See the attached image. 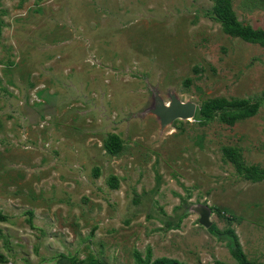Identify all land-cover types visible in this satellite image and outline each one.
<instances>
[{"label": "rangeland", "instance_id": "1", "mask_svg": "<svg viewBox=\"0 0 264 264\" xmlns=\"http://www.w3.org/2000/svg\"><path fill=\"white\" fill-rule=\"evenodd\" d=\"M214 3L0 0V264H136L149 250L152 262L236 264L189 211L197 204L264 263V181L244 179L223 151L264 169V102L234 126L195 117L161 131L143 114L150 86L198 110L264 98V47L227 35ZM233 9L264 30V0ZM111 135L119 155L105 149Z\"/></svg>", "mask_w": 264, "mask_h": 264}, {"label": "trees", "instance_id": "2", "mask_svg": "<svg viewBox=\"0 0 264 264\" xmlns=\"http://www.w3.org/2000/svg\"><path fill=\"white\" fill-rule=\"evenodd\" d=\"M214 6L212 8L214 19L221 23L223 31L235 38L243 39L248 43L258 44L264 47V30L254 28L252 25L244 24L239 21L236 12L233 9V0H214ZM2 35V22L0 20V37ZM264 96V92H263ZM264 98L255 100L251 99H239L232 98L227 100L224 98L208 99L202 103L201 108L196 114V119L200 125H208L216 120L229 126H234L237 122L255 116L260 108ZM105 149L110 155H119L123 149V142L117 135H111L104 144ZM224 156L227 161L232 163L237 172L246 180L258 183L264 181V169L257 166H246L242 155L238 148L225 147L223 148ZM95 175L99 176V169L95 170ZM109 182L111 187L117 189L119 182L117 178L110 177ZM181 208V207H180ZM180 208H177L180 209ZM218 215H221L224 211L217 209ZM32 214V213H30ZM188 216V211L178 216V221L174 224L172 218L166 222L168 228H180L183 220ZM7 216L0 212V222H5ZM209 231L217 237L221 242H226V245L230 251L231 256L236 260V264H264L259 262H253L246 256L239 237L233 228H226L220 230L215 224L211 226ZM136 264H184L178 260L160 258L152 262V252L148 251L144 258L140 253L134 254ZM4 257L0 256V261H4ZM86 264H101L99 261L92 259L89 262H79ZM216 264H226L217 261Z\"/></svg>", "mask_w": 264, "mask_h": 264}, {"label": "water", "instance_id": "3", "mask_svg": "<svg viewBox=\"0 0 264 264\" xmlns=\"http://www.w3.org/2000/svg\"><path fill=\"white\" fill-rule=\"evenodd\" d=\"M150 88L152 91V103L143 114L154 115L161 126V131L172 126L176 121H191L195 119L198 110V105L195 102H184L175 92L168 94L169 101L166 102L156 87L150 86ZM189 211L199 216L200 225L207 229L211 228L213 225L211 221L212 209L209 206L202 204L192 205Z\"/></svg>", "mask_w": 264, "mask_h": 264}]
</instances>
